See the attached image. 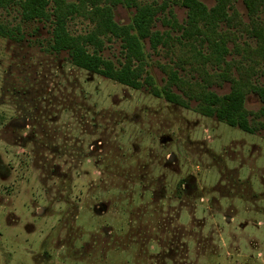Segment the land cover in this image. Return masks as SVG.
Segmentation results:
<instances>
[{
  "label": "rangeland",
  "instance_id": "rangeland-1",
  "mask_svg": "<svg viewBox=\"0 0 264 264\" xmlns=\"http://www.w3.org/2000/svg\"><path fill=\"white\" fill-rule=\"evenodd\" d=\"M236 8L246 21L241 1ZM173 10L181 23L185 10ZM8 12L0 14L11 33L0 38V264H264V131L249 135L196 114L194 103L185 110L77 69L49 51L46 23ZM132 13L114 9L121 24ZM103 56L120 60L119 42ZM148 62L162 86L158 64L168 58ZM250 84L264 86V63ZM211 90L225 95L230 85ZM244 107L255 114L263 104L250 92ZM105 166L142 185L121 178L112 189ZM151 207L148 218L165 228L131 230L127 213L139 220ZM127 233L146 263L128 255Z\"/></svg>",
  "mask_w": 264,
  "mask_h": 264
},
{
  "label": "trees",
  "instance_id": "trees-1",
  "mask_svg": "<svg viewBox=\"0 0 264 264\" xmlns=\"http://www.w3.org/2000/svg\"><path fill=\"white\" fill-rule=\"evenodd\" d=\"M237 1L246 10V21L236 8ZM117 6L133 10L129 23L115 20ZM173 7L185 10L181 23ZM11 9L19 20L46 23L49 51L65 53L68 63L77 69L133 90L145 89L153 98L185 110L194 103L196 114L249 135L264 131V86L250 84V74L264 63V0H215L211 8L200 0H0V14L8 16ZM76 23L85 27L72 32L69 25ZM7 34L11 33L0 25V38L6 39ZM243 37L254 45L240 42ZM113 42H119L120 60L116 62L103 56ZM234 52L240 56L237 63L228 60ZM161 54L168 62L158 64L165 77L158 87L148 71V59ZM225 83L230 85L229 93L218 95L211 90L213 84L222 87ZM250 92L263 104L255 114L244 107ZM103 173L112 189L119 188L121 178L141 184L118 166L114 170L105 166ZM154 211L149 208L139 220L133 217V210L126 212L128 227L133 230L145 223L150 231L165 228L148 218ZM127 234L132 260H150L147 250L137 249V241Z\"/></svg>",
  "mask_w": 264,
  "mask_h": 264
}]
</instances>
